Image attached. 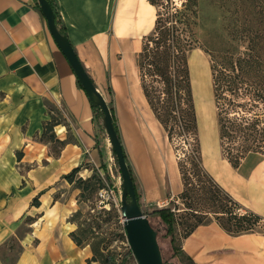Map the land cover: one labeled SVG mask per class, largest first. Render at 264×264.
<instances>
[{
    "label": "crops",
    "instance_id": "1",
    "mask_svg": "<svg viewBox=\"0 0 264 264\" xmlns=\"http://www.w3.org/2000/svg\"><path fill=\"white\" fill-rule=\"evenodd\" d=\"M53 5L113 113L141 209L174 200L183 189L178 162L164 155L156 121V128L148 126L150 109L137 65L154 27V6L148 0H53ZM52 118L54 138L41 139ZM97 119L37 0H0V264H86L91 257L90 247L70 237L77 228L70 217L84 203L80 189L63 176L87 163L92 167L83 165L79 177L95 172L113 181L108 168L114 155ZM211 133L199 141L203 168L264 219V155L250 153L234 167L223 156L219 135L215 142ZM180 245L190 264H264L262 232L229 235L206 222Z\"/></svg>",
    "mask_w": 264,
    "mask_h": 264
},
{
    "label": "rangeland",
    "instance_id": "2",
    "mask_svg": "<svg viewBox=\"0 0 264 264\" xmlns=\"http://www.w3.org/2000/svg\"><path fill=\"white\" fill-rule=\"evenodd\" d=\"M183 1H154L156 12L163 13L164 28L171 26L172 23L168 20L171 6L181 8ZM197 1L193 33L182 23L176 25L179 28L176 31L179 43L184 45L191 41L190 47L184 45L185 50L181 52L180 47L176 45V49L170 47V50L163 53V47L154 44L153 38L158 35L153 31L149 37L151 40L144 41L147 50L139 59L141 85L149 92L147 105L150 111L147 116L145 113L148 126L154 129L152 122L156 121L155 124L160 130L157 133L158 142L164 155L179 163L182 182L188 188L185 195L179 194L164 206L155 207H171L176 214L174 247L170 238L162 231L163 227L158 225V220L150 218L158 231L157 241L165 264H190L181 253V237L190 226L198 222L214 223L229 235L236 233L233 231L236 220L232 216L215 213L220 210L222 203L228 204L237 218L244 216L243 223H251L249 229L240 232L264 233V220L252 216V211L237 201L228 203L224 194L218 191L206 173L201 170L194 135L192 102L186 89L185 76V63L188 58L198 139L201 143L210 130L211 140L216 139L217 142L220 131L225 156L229 160L236 162L238 157L251 150H258L264 154V137L256 139L251 135L247 136L246 133L249 134V131L244 129L246 132L244 133L232 125L235 118L251 120L257 116L260 119L259 127L264 126V99L257 97L260 83L261 88H264V72L259 74L254 63L258 55H261L264 62V0ZM157 51L160 53H156ZM194 59L199 60L202 65L199 71ZM210 64L214 70L216 69L217 76H220V70L227 75L232 88L230 91L225 85L226 81L221 79L220 82L223 83L215 91L214 101ZM261 65L264 69V63ZM161 71L171 76L170 83L167 78L164 82V77L159 75ZM54 120L55 118L52 121ZM57 120L61 121V118ZM237 122H240L239 119ZM53 133L55 134L54 127ZM207 144L210 145V141ZM115 164L117 165L116 160ZM82 165L92 167L87 163ZM100 178L103 184L109 182L105 176ZM95 192L96 190L92 193L85 191V197L81 201L84 203L82 214L75 218L77 238L82 245L90 247L91 256L95 257V261L88 264H101L107 256L113 257L112 264H137L133 256L127 261L124 260V255L130 248L121 214L118 217L115 211L107 213L96 208L92 210L95 206ZM25 229L27 227L21 228V231ZM14 245L15 243L13 247ZM13 254H16L15 251ZM14 256H10L9 262L13 261Z\"/></svg>",
    "mask_w": 264,
    "mask_h": 264
},
{
    "label": "trees",
    "instance_id": "3",
    "mask_svg": "<svg viewBox=\"0 0 264 264\" xmlns=\"http://www.w3.org/2000/svg\"><path fill=\"white\" fill-rule=\"evenodd\" d=\"M48 1L50 2V4L52 5V7L54 9L53 0H48ZM148 1L150 2L151 5L154 6V4H155L154 1L155 0H148ZM197 2H198L197 0H184L182 2V4H181V8H178L175 5H172L171 6V12L169 13V17H168L169 22L171 21L172 23L170 24L171 26H169L167 28H164V26L162 25L163 21H164V19L162 18L163 13H159V12L155 13L156 16H155V21H154V27H153L151 32L154 31L158 35V36H156V38H153L154 39L153 41H154V44L157 47H163V49H162L163 53H165L166 51L170 50V47H174L176 49V45H177V47H180L181 52H184V50H185L184 49V45L190 47L191 41H187L186 44H184V45L179 43L180 40L176 37V31L179 28L176 25H177V23H182V24H184V26L186 28H188L189 30L191 29L190 31H191V33H193L192 32V25L195 24L193 18L197 17V10H196V8L198 6ZM37 6L39 7L38 3H37ZM55 21H56V24H57V27H58L59 31L63 35H66L65 32L63 31V29L60 26V20H59L58 15L56 13H55ZM149 37H150V34H148L144 38L142 50L140 51V53L137 56L138 69L141 67V62H140L139 59L142 56V54L147 50V47H146V44H144V41L146 39L151 40V39H149ZM156 53H160V51H157ZM254 63L256 64L257 72L259 74L264 72V69H262V65H261V63H264L261 60V55L256 56ZM159 73H160L159 74L160 76L164 77L163 78L164 82L166 81V78H167L168 79L167 81L170 83L169 80L171 79V76L165 75V73L163 71H161ZM215 73H216V69L214 70L213 66L210 64V76H211V86H212V93H213L212 94L213 95V101L216 98V92L215 91H217V88L219 86H221V84L223 83V82H220L221 79L223 81H226V84H225L226 87L230 91H232L231 90L232 89L231 88V83H230V80L227 79V75L225 73L221 72V70H220V76H217ZM185 76L187 78V87H186V89H187V91L189 93V97H190L191 102H192V109H193L192 117H193V124H194L193 127H194L195 141H196V150H197V153L199 154V157H200V168H201L202 171H204L206 173V175L208 176L209 180L212 181L214 186H216V188H218V191L224 194V196L226 197L227 202L231 203L232 201H234V203H235V200L228 193H226V191H224L221 187H219L216 184V182L210 177V175L205 171V169L202 166L201 149H200V144H199V139H198L197 122H196V116H195V112H194L193 96H192L191 83H190V72H189V67H188V58H186V63H185ZM142 88H143L144 94H145V96H146V98L148 100L149 92L145 88V86L142 85ZM257 92H258L257 97L259 99H264V88H261V83H260V87H259ZM92 108L94 110V113L96 114V117L98 118L97 120L100 122V126H101L102 130H104V128L102 126V123H101L102 112H101L100 108L98 106H92ZM112 117H113L115 130H116V132L118 134V129H117V126H116L115 121H114L113 113H112ZM236 119L237 120L239 119L240 122H237ZM52 120H53V118L44 125V130H43V132H42V134L40 136L41 139H46V138L47 139H53L54 138L53 127L56 125V122L55 121L53 122ZM259 122H260V119L257 116L253 117L251 120H244V118H235L232 121V125L234 126V128L236 130H239V131L243 130V132H244V129H245V130L249 131V134L244 132V133H246L247 136L251 135V136L255 137L256 139H260L261 137H264V126L259 127V125H258ZM218 135H219V142H220V146H221V149H222L223 156L234 167H237L239 165L240 161L246 155H248L250 153H258V154L264 155L261 152H259L258 150L257 151L251 150V151H248L247 153H245L243 156L238 157L236 162H233V161L229 160V158H227L225 156V150H224V147H223V144H222V138H221L220 131H218ZM118 136H119V134H118ZM113 155H114V153H113ZM114 158L116 160L115 155H114ZM125 159H126V156H125ZM82 166L78 165V166L74 167L70 172H68L67 174H65L63 176V178L66 179L69 183L73 182L74 186L76 188L80 189V193L78 195V200L79 201H82V198L85 197V195H84L85 191H88L89 193H92V192H94L96 190V192H95V195H96L97 191L101 187L104 186L100 176L97 173H95V172L90 177L85 178V179H83L82 177L76 176V175H78V172L82 169ZM179 167H180V165L178 163V168ZM129 169H130V167H129ZM179 171H180V168H179ZM180 173H181V171H180ZM130 176H131L132 181H133L136 198L139 201L140 194L137 191V188H136V186L134 184V179L132 177L131 170H130ZM106 177L108 178V175ZM183 187L184 188L179 193L181 196L185 195V192H188V188L186 187V185H184V183H183ZM128 200H129V198H128ZM33 204L34 205H38V196L34 197ZM94 205H95V203H94ZM95 208H96V206H94L92 208V210L95 209ZM99 210H100V212H107V213L111 212V211H115L117 213V216L118 217L120 216V212L115 207H111L110 209L101 208ZM217 212H219L221 214H227L229 216H232V218H234L236 220L235 223H234L235 228L233 230L236 233L232 234V235L246 233V232H240V231L250 228L249 225L251 223L250 222L243 223L245 221L244 216L237 218L236 214H234V212L232 211V208L230 206H228V204H226V203H222L221 206H220V210L216 211L215 213H217ZM81 214H82V210H77L76 212H74L72 214V216L70 217V220L72 222H75V218L77 216H80ZM144 214L148 218V220H149V222H150V224H151V226L153 228H155V227L152 224V222L150 221V218L154 217V218H156L158 220L157 221L158 225L163 227L162 231L164 232V234L166 236H168L170 238V242H171L172 246L174 247L175 231H176V214H175L174 210H172L171 207L155 208L152 211L144 212ZM251 215L256 217V218L262 219L260 216H258L254 212H251ZM262 220H264V219H262ZM202 223H206V222H198V223L190 226V228L187 229L184 232V234L182 235L181 240H182V238L185 235H187L190 231H192L197 225L202 224ZM247 232H252V231H247ZM70 237L76 243V245L81 246V247L85 246V245H82L80 240L77 238V236L75 234V230L70 232ZM131 257H132V253H131V250L129 249L126 252V254L124 255V260L127 261ZM90 261H95V257L91 256L90 258H88L86 260V264H88ZM112 262H113V257L112 256H107L105 258V261L103 263H101V264H112Z\"/></svg>",
    "mask_w": 264,
    "mask_h": 264
},
{
    "label": "water",
    "instance_id": "4",
    "mask_svg": "<svg viewBox=\"0 0 264 264\" xmlns=\"http://www.w3.org/2000/svg\"><path fill=\"white\" fill-rule=\"evenodd\" d=\"M37 3L46 20L49 33L70 64L78 83L92 106H98L102 112L101 123L111 150L116 157L117 169L120 175V214L132 256L137 264H164L157 241L158 231L151 226L136 198L130 169L126 163L121 139L114 127L110 107L78 59L67 36L59 31L55 21V12L50 2L48 0H37Z\"/></svg>",
    "mask_w": 264,
    "mask_h": 264
},
{
    "label": "built area",
    "instance_id": "5",
    "mask_svg": "<svg viewBox=\"0 0 264 264\" xmlns=\"http://www.w3.org/2000/svg\"><path fill=\"white\" fill-rule=\"evenodd\" d=\"M114 160V159H113ZM113 166H109L108 173L113 181L105 182L104 186L101 187L97 193L95 198V206L97 209L105 208L110 209L111 207H115L120 212V194H121V181L119 172L114 174V166L117 167L115 164V160L113 161ZM165 205L164 203L159 204L158 206L161 207ZM144 212V211H143Z\"/></svg>",
    "mask_w": 264,
    "mask_h": 264
},
{
    "label": "bare ground",
    "instance_id": "6",
    "mask_svg": "<svg viewBox=\"0 0 264 264\" xmlns=\"http://www.w3.org/2000/svg\"><path fill=\"white\" fill-rule=\"evenodd\" d=\"M196 62V66H197V69H198V71L201 69V67H202V65H200V61L199 60H197V59H195L194 60V63ZM200 75H201V72H200ZM200 77V76H199ZM201 77H202V75H201ZM202 80H204V78H202ZM201 80V81H202Z\"/></svg>",
    "mask_w": 264,
    "mask_h": 264
}]
</instances>
